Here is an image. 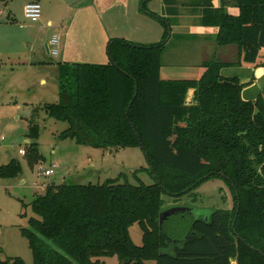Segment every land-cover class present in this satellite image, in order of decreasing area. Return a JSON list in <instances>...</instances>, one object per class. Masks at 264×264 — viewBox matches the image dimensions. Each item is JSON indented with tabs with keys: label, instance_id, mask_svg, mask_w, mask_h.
Segmentation results:
<instances>
[{
	"label": "trees",
	"instance_id": "1",
	"mask_svg": "<svg viewBox=\"0 0 264 264\" xmlns=\"http://www.w3.org/2000/svg\"><path fill=\"white\" fill-rule=\"evenodd\" d=\"M219 1V7L207 4L201 24L218 28V46L236 45L243 62L256 65L264 48V0ZM229 3L236 14L227 12ZM160 21L165 37L169 24ZM165 44L111 39L105 65L58 63L59 102L40 110L67 123L59 139L110 153L138 147L148 164L138 172L154 182L49 184L34 196L35 217L21 232L32 264H107L103 259L112 257L117 264H264L262 93L243 100L242 90L251 82L222 76L226 64L216 59L203 63L198 80H162ZM37 115L38 110L27 134L31 163L39 159ZM19 172L15 161L0 167L3 178ZM212 179L231 189V209L209 210L186 229L180 218L173 236L165 220L159 225L162 194L179 199ZM134 223L142 233L140 246L129 234ZM2 252L0 246V264H25L20 258L2 260Z\"/></svg>",
	"mask_w": 264,
	"mask_h": 264
},
{
	"label": "rangeland",
	"instance_id": "2",
	"mask_svg": "<svg viewBox=\"0 0 264 264\" xmlns=\"http://www.w3.org/2000/svg\"><path fill=\"white\" fill-rule=\"evenodd\" d=\"M104 1L105 6H108L117 0ZM205 1L211 0H179L180 4L176 3L177 10L171 9L176 11L177 15L175 13L168 15L165 10H162L163 5L168 7L175 0H140L136 6L139 12L149 17V21L163 30V35L165 27L160 19L166 20V24H169L170 35L165 33L166 36L162 37L158 43L166 42L164 46L165 54H167L166 60L175 62L178 69H181L183 64L195 61L199 55L203 37L183 35L181 40L182 37L178 38L175 32H171V26L184 18L189 24L193 20L196 21L199 13H203L207 8L208 2L203 4ZM82 2V0H64L65 4H62L60 1L40 0L41 18L38 22L33 23L23 16V7L27 0H8L4 9L9 10L10 13L0 17V167L8 165L11 161H15L20 167L18 176L0 177L2 260L20 258L25 264L33 263L28 241L21 232L24 229H29L28 222L31 217H35L31 209L34 195H43L49 184L53 182L57 185L63 183L103 184L106 180L117 178L121 182L128 181L131 184L137 183L136 178L146 185L154 182L147 172H138L139 169H148L146 158L140 148H124L116 153H110L108 150L80 146L71 139L61 140L59 135L67 128V123L57 121L40 110L45 104L59 102L57 64L61 62V58L60 55L50 56L46 52L44 44L53 35H59V29L54 26L53 29L41 30L37 26L58 13H64L66 4L71 7L75 4H82ZM231 3H229V7H226V10L230 14H236V9L230 8ZM131 5L133 8L134 2H131ZM119 9L113 5L104 19L108 18V14L118 13ZM104 22L107 24L106 21ZM183 26L187 27L188 25ZM230 46H232V50L224 52L225 60L230 63L243 62L242 58L236 54L237 46ZM231 51L232 54H230ZM95 63L107 64L106 61L105 63ZM256 64L255 76L259 82L253 87L246 88L248 92L245 90L244 92L250 93L259 90L258 93L264 94V48L259 52ZM163 65L165 64L163 63ZM245 96L246 99L249 98L248 95L245 94ZM36 110H38L35 121L39 127V138L36 141L39 159L37 162L31 163L28 157L31 140L27 134L29 123ZM20 150L27 154H19ZM53 164L57 166L53 175L49 177L40 175V168L44 171L50 169ZM200 187L179 199L162 194L164 202L162 212L174 205H183L191 209V212L185 213L183 217L176 214L165 220L164 229L172 236L175 233L173 231L174 223L180 218H184L186 229L192 219L205 216L209 210L232 208L233 195L223 180L212 179L204 186L206 188ZM129 234L132 242L140 246L142 233L137 223L129 228ZM103 261L107 264L118 263L116 257L104 258Z\"/></svg>",
	"mask_w": 264,
	"mask_h": 264
},
{
	"label": "crops",
	"instance_id": "3",
	"mask_svg": "<svg viewBox=\"0 0 264 264\" xmlns=\"http://www.w3.org/2000/svg\"><path fill=\"white\" fill-rule=\"evenodd\" d=\"M29 1L30 0H27V2ZM53 1H60V3L65 4L64 0ZM82 1V4H75L71 7L66 4L64 13H58L37 26V28L39 27L41 30L53 29L54 26L59 29L61 42V50L59 53L61 58L60 63L76 64L88 62L89 64H93L95 62L105 63V61L108 63L109 59L106 54V47L111 39H123L134 44L151 45L158 43L163 37V30L156 27V25H154L155 23L149 21V17L137 10L138 8H136V6L140 0H117L114 4L108 6H105L104 0ZM38 2L40 3V0ZM131 2H134L133 8H131ZM206 2H210L214 8L218 7L220 3L219 0H211L205 1L203 4ZM176 3L180 4L179 0L173 2L172 5L174 7L172 5L168 7L163 5L162 10H165L168 15L174 13L177 15V12L174 11L177 10ZM113 5L120 8L118 13L115 15L108 14L107 20L104 19V16H107V13L111 11ZM172 8H174V10H171ZM7 11L9 15L10 12L9 10ZM202 15L203 13L200 12L196 21H191V24L187 23V21H185L186 18H184L181 19V21L178 20L171 26V32H175L178 38L182 37L181 40L183 39V35H198L199 37H203L197 58L193 63L183 64L181 65V69H178L176 68L177 64L175 62L172 63L166 60L167 54H165L164 48L160 61V78L162 80H198L204 72L203 63L216 59L226 64V66L221 69L222 76L238 77L242 84L251 82V84L243 88L241 97L243 100H254L256 96L260 94L258 93L259 90L247 93L248 91L246 88L253 87L259 82L258 78L255 76V66L257 64H246L244 62L230 63V61L225 60L226 57L224 52L232 50V46L217 45L216 37L218 28L215 26L202 25ZM104 21H106L107 24H105ZM183 25L188 26L185 27ZM49 41L44 43L47 53ZM230 54H232V51ZM236 54L239 56L238 51ZM94 60L96 61L94 62ZM163 63L165 65H163ZM244 90L247 92H244ZM245 94L248 95V99H246V96L244 97ZM193 96V91H189L186 98L187 104H191ZM262 96L264 97V94H262ZM208 182L210 181L203 183L201 187H199L206 188L204 186L208 184Z\"/></svg>",
	"mask_w": 264,
	"mask_h": 264
},
{
	"label": "built area",
	"instance_id": "4",
	"mask_svg": "<svg viewBox=\"0 0 264 264\" xmlns=\"http://www.w3.org/2000/svg\"><path fill=\"white\" fill-rule=\"evenodd\" d=\"M6 3L0 2V17L4 14L8 15V11L4 9ZM23 16L26 20L36 23L41 18V6L39 2L29 1L23 7ZM48 53L50 56H58L60 50V36L58 34L53 35L48 43ZM19 154L25 155V151L20 150ZM57 166L53 164L50 169L44 171L41 170L40 175L43 177H49L54 174V169Z\"/></svg>",
	"mask_w": 264,
	"mask_h": 264
},
{
	"label": "water",
	"instance_id": "5",
	"mask_svg": "<svg viewBox=\"0 0 264 264\" xmlns=\"http://www.w3.org/2000/svg\"><path fill=\"white\" fill-rule=\"evenodd\" d=\"M168 35H170V29H169V27H168ZM184 212H191V209L189 207H187V206H183V205L182 206H178V205H175L172 208H169V209L161 212V214L159 216V225L161 226L162 223H163V221L166 220L171 215L180 214V213H184Z\"/></svg>",
	"mask_w": 264,
	"mask_h": 264
},
{
	"label": "flooded vegetation",
	"instance_id": "6",
	"mask_svg": "<svg viewBox=\"0 0 264 264\" xmlns=\"http://www.w3.org/2000/svg\"><path fill=\"white\" fill-rule=\"evenodd\" d=\"M264 99V98H263ZM232 203H233V200H232ZM175 206V205H174ZM233 206V205H232ZM184 213H187V212H184ZM184 213H180V214H184ZM176 215V214H175ZM172 216V215H171Z\"/></svg>",
	"mask_w": 264,
	"mask_h": 264
}]
</instances>
